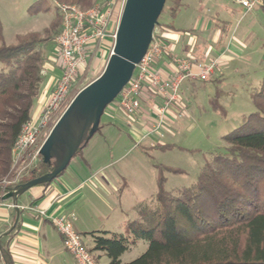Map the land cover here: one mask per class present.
Instances as JSON below:
<instances>
[{
	"label": "rangeland",
	"instance_id": "1",
	"mask_svg": "<svg viewBox=\"0 0 264 264\" xmlns=\"http://www.w3.org/2000/svg\"><path fill=\"white\" fill-rule=\"evenodd\" d=\"M182 1L186 7L180 9L176 19L169 13V3L160 18L163 25L180 29L182 32L180 44L185 46L178 52L182 59H195L203 65L210 63L209 52L213 47L218 48L219 44L211 39V31L201 27L205 18L211 16L209 20L216 21L213 16L217 13H220L222 21L230 23V30L222 36L220 45L228 48L231 44L237 45L241 51L240 55L234 57L233 62L227 66L222 67L219 63L216 70L218 73L221 69L219 73L211 75L206 82L196 80L190 85V80L183 81L179 88V102L168 109V112L173 111L175 118L170 117L167 112L161 132H152L157 109L154 108L150 112L151 107L142 102L138 115L128 116L118 107L117 98L106 108L101 119V130L81 150L80 155L71 161L66 170L68 172L75 167L76 163L82 160L81 157H91L95 169L99 164L105 166L112 163L105 171L108 174L119 172L125 176L129 189L121 201L125 206L133 204L127 215L125 214L128 223L119 230L118 221L122 218L120 214H124L119 211L121 206L117 203L113 206L110 200L113 196L107 197L100 193L97 195L95 191L97 206L103 208V211L96 214L92 208H87L93 215L90 219L91 227L95 228L86 232L89 234L107 231L129 238L130 249L122 256V264L137 259L148 248L147 242L135 239L129 234L127 227L129 222L140 219L138 208L142 204L154 202L158 180L164 178V189L174 195L182 188L194 185L211 154L227 153V144L222 138L237 129L243 117L255 112L252 94L260 89L264 80V11L260 6L247 12L236 0ZM58 4L77 6L74 0H0V21L7 43H12L19 35L31 32H52L57 20ZM105 4L106 0H92L86 9L102 8ZM113 45L110 41L94 57L87 59L74 83V94L101 74ZM53 52L55 53V49ZM52 56L53 53L50 57ZM54 76L49 70L39 99L43 95L50 97ZM215 101L219 106L217 109L214 106ZM38 103L39 101L36 106ZM139 114L148 118L146 123L141 122L143 117ZM108 122H113L117 127L116 133H109L107 136L103 126ZM147 132H152V136L147 135ZM45 139L46 137L43 141ZM154 144L171 147L165 150L150 148ZM94 167L86 170L93 171ZM13 169L12 167L11 171L0 179V184L4 186L6 181L14 180L16 171ZM102 201L105 203L104 207ZM86 234L83 236V242L87 247H92L93 239ZM93 255L99 264L110 262L103 252L96 251Z\"/></svg>",
	"mask_w": 264,
	"mask_h": 264
},
{
	"label": "trees",
	"instance_id": "2",
	"mask_svg": "<svg viewBox=\"0 0 264 264\" xmlns=\"http://www.w3.org/2000/svg\"><path fill=\"white\" fill-rule=\"evenodd\" d=\"M91 1L74 3L86 9ZM168 3L169 13L175 18L182 0ZM259 6L264 11V0ZM160 18L156 30L166 26ZM56 19L52 32L19 35L12 43H7L0 22V179L11 171L14 144L23 126L33 119L46 78L42 72L56 51L61 33L58 11ZM225 25L230 23H224L222 29ZM154 70L160 73L156 65ZM252 101L255 112L243 117L241 125L222 138L227 153L211 154L194 185L174 195L164 189V178L158 180L154 202L142 204L138 208L140 219L129 222L127 227L129 234L147 242L148 248L126 264H264V80L253 92ZM214 106L219 108L216 101ZM101 128L100 124L98 131ZM80 153L81 150L76 156ZM53 169L39 156L19 183L8 187L0 184V196ZM86 235L93 239V246L88 247L91 255L103 252L109 264H122V256L130 249L129 238L107 231ZM3 251L6 264H13L9 252Z\"/></svg>",
	"mask_w": 264,
	"mask_h": 264
},
{
	"label": "built area",
	"instance_id": "3",
	"mask_svg": "<svg viewBox=\"0 0 264 264\" xmlns=\"http://www.w3.org/2000/svg\"><path fill=\"white\" fill-rule=\"evenodd\" d=\"M262 0H236V3L247 12L261 4ZM126 0H111L105 8L94 7L82 9L76 5L58 4L62 28L56 43L57 48L50 60L57 63L61 76L56 81L50 98L37 118L23 126L12 149L14 180L6 181L4 187L19 183L21 178L38 161L44 137H48L54 125L75 97L74 83L81 73L87 59L94 57L105 42L111 39L114 43L116 30L123 13ZM170 47L155 36L146 55L136 66L129 84L118 97V107L128 116L137 115L147 90L162 100L157 109L153 133L161 132L168 109L179 101V88L185 80L208 81L218 67L215 60L206 65H195L190 59L175 58L178 66L177 76L168 80L154 70V65L163 56L170 55ZM46 66L42 74L47 76ZM151 132V133H152ZM161 137L164 136L161 134ZM43 141V142H42ZM46 217L45 212L38 211ZM60 234L65 250L72 256L76 264H97L83 238L73 227L67 217L51 218Z\"/></svg>",
	"mask_w": 264,
	"mask_h": 264
},
{
	"label": "crops",
	"instance_id": "4",
	"mask_svg": "<svg viewBox=\"0 0 264 264\" xmlns=\"http://www.w3.org/2000/svg\"><path fill=\"white\" fill-rule=\"evenodd\" d=\"M185 7L186 5L183 4L181 8ZM213 17L216 21H210L211 16L205 18L201 28L211 31V39L219 44L218 48L213 47L209 52L211 55L210 62L218 60L220 65L224 67L232 63L234 57L240 55L241 51L237 45L231 44L229 48L220 45L222 36L228 33L230 25H225V28L222 29L224 23L229 22L222 21L220 13H217ZM179 30L164 26L160 31L155 32V35L170 47L171 55H173L172 58L167 57L168 55L161 57L155 64L160 74L168 80H172L177 76L178 66L174 63V59L181 58L178 52L185 46L180 44V37L183 34ZM110 41L112 42L111 39H108L105 44H108ZM191 61L195 65H202V63H199L195 59ZM47 67L48 71L50 70L55 75L54 82L52 83L53 87L51 88L52 92L56 81L61 76V70L57 63L51 60L47 64ZM220 70H218V73ZM216 73L217 71L213 75ZM194 81L196 80H190L189 84L193 85ZM49 98L43 95L38 100L39 103L33 112V118H37L40 115ZM143 102L148 107H151L150 112L152 109H158L162 105V100L150 92L144 95ZM168 114L170 117L175 118L173 111H169ZM139 115L143 117V114ZM147 119V117H143L141 122L146 123ZM116 127V124L113 122H108L104 124L103 129L108 136L109 133H116ZM147 135L152 136V133L149 132ZM81 159L80 162L76 163L75 167L73 166L68 172L65 171L62 176L47 186L35 187L19 196L18 207L20 216L16 225L17 213L13 201L0 202V264H6L3 249L9 252L13 264L75 263L72 256L65 250L62 238L54 227L51 218L67 217L71 219L74 230L83 238L87 231L95 228L91 227L90 219L93 218V215L87 211V208H92L96 214L103 211V208L97 206L94 198L96 195L95 191L97 195L100 193L107 197L113 196V199H110L113 206L115 207L116 203L121 206L119 211H122L124 214H120L122 218L118 221L119 230H122L128 223L126 215L133 204L125 206L121 201L129 189L125 176L119 172L108 174L105 170L111 167L112 163H108L105 166L99 164L95 169L93 166L95 163L91 157H88V159L81 157ZM93 167L95 169L93 171L88 172L86 170H91ZM101 203L102 207H104L105 203L103 201ZM38 211L45 212L46 217L40 216Z\"/></svg>",
	"mask_w": 264,
	"mask_h": 264
},
{
	"label": "water",
	"instance_id": "5",
	"mask_svg": "<svg viewBox=\"0 0 264 264\" xmlns=\"http://www.w3.org/2000/svg\"><path fill=\"white\" fill-rule=\"evenodd\" d=\"M168 1L126 0L113 49L103 72L75 95L41 146L40 156L45 164L53 166V171L11 188L0 196V202L13 201L17 213L15 225L20 216L19 196L57 179L98 132L106 108L129 84L136 66L152 44L159 18Z\"/></svg>",
	"mask_w": 264,
	"mask_h": 264
}]
</instances>
